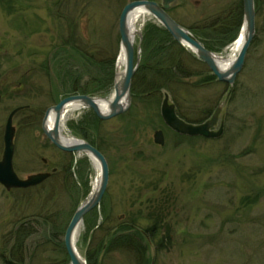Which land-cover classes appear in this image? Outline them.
<instances>
[{
  "label": "rangeland",
  "instance_id": "1",
  "mask_svg": "<svg viewBox=\"0 0 264 264\" xmlns=\"http://www.w3.org/2000/svg\"><path fill=\"white\" fill-rule=\"evenodd\" d=\"M134 1L139 0H0V160L10 113L20 107L36 113L31 119L14 121V169L19 178L62 171L69 160L47 141L39 109L46 112L55 105L53 94L62 92L58 80L67 72L72 78L83 74L96 77L89 69L85 72L80 63L68 60L66 52L55 61L53 56L58 50H68L64 43L71 41L96 61L109 53L115 58L116 70L120 15ZM239 2L176 0L171 16L192 33L205 20L228 14ZM257 2L255 44L249 49L236 86L210 83L202 90L193 88L190 92L194 94L187 92L192 97H187L190 105H186L194 116L217 99L219 103L228 102L220 117L225 124L222 137L181 141L161 128L157 107L150 110L139 103L132 116L140 127L135 134L126 133L128 120L119 117L102 125L103 138L114 140L115 147L107 155L110 179L105 203L87 215L77 236L76 249L86 262L88 253L103 245L115 227L141 215L135 222L140 229L162 219L152 238L148 264H264V0ZM153 25L159 26L150 16L143 25H137L140 33L134 47L139 60L145 48L144 37ZM240 35L241 30L230 44L204 47L226 57ZM87 80L88 76L84 77L83 81ZM196 81L191 79L190 83ZM114 82L104 94L94 97L110 98ZM60 97L65 98L62 94ZM89 120V110L82 108L66 119L63 134L84 141L81 132ZM35 121H40V129ZM160 130L164 132V146L154 141ZM73 160L72 171L80 176L81 205L94 191L98 172L86 155H75ZM44 191H7L0 185V252H4L0 253V264H8L6 238L18 220L43 207ZM59 198L56 207L61 204L67 209V192ZM159 242L162 244L157 249ZM32 259L33 264H58L55 260L62 258L49 249L46 253L40 249ZM98 263L140 261L136 254L111 250L102 251Z\"/></svg>",
  "mask_w": 264,
  "mask_h": 264
},
{
  "label": "trees",
  "instance_id": "2",
  "mask_svg": "<svg viewBox=\"0 0 264 264\" xmlns=\"http://www.w3.org/2000/svg\"><path fill=\"white\" fill-rule=\"evenodd\" d=\"M257 3V0H255L256 13L258 9ZM242 24L243 3L242 0H240L239 4H234L229 9L228 14L224 16H215L208 21L205 20L197 31L192 30V34L195 38L200 40L207 49H211L210 45L224 46L233 42L241 30ZM151 27L152 28H150L149 32H146V36L144 37V52L142 54L140 66L133 79L131 107L129 111L120 116L119 119L128 120V125L125 128L127 134H135L140 129V127L134 123L135 119L132 117L134 115L135 106L139 103L143 108H150V110L157 107V119L162 123L161 128H164L168 133H172L173 136L177 137L179 140L186 142L194 138L173 133L168 130L162 122L159 109L165 95L170 97L181 119L187 123L200 124L211 118L218 106L219 99H217L215 103L213 101L209 106H205L207 109H198L197 111H199V114H195L194 116L192 110L187 108V105H190L187 101V97L191 96L187 95V92L192 94L193 92L190 91H192L193 88L202 90L204 89V84H219L220 82L217 81V78L212 75L202 61L179 45L164 28L154 25ZM254 44L255 41L252 47ZM64 45L68 47V50H66V48L58 50L52 60L55 61L59 56H64L63 53L66 52L67 58L68 56L70 57L68 60L71 59L73 62L80 63L84 67L85 72L89 69V72L93 71L96 77L90 78L89 75L83 74L78 75L77 78H72V74L67 72L63 78L58 80L62 92L58 91L53 94V104L56 105L61 100L62 97H60V94L64 95V97H66V94L90 96L104 94L106 88L108 86L110 88L114 82L115 58H110L108 53L107 56L96 61L94 58H89L82 49L74 45L72 46L71 41L64 43ZM247 59L246 57V61ZM78 69L80 70V68ZM86 76H88V80L84 82L83 79L84 77L86 79ZM195 78L197 81L195 83H190V80ZM220 84L226 85L224 83ZM234 91L235 88H233L232 93ZM212 103L214 104L212 105ZM39 111L38 113L42 120L45 112L43 109H39ZM89 112L90 120L86 124V128H83L81 137L102 152L107 158L109 154L108 151L115 147L114 140L103 138L101 127L105 122L99 120L92 111ZM34 115H36L35 111L25 108L16 115L15 119H19L20 117L31 119ZM150 123L153 124L151 121ZM36 126H40V121H35V127ZM64 156L65 158L67 157L69 161L66 162L62 171L53 174L49 180L39 187V189L45 190L43 193V196L45 195L43 197V207L41 209L38 208L37 212L18 220L14 226V230H12L6 238L4 248H6V250L8 248V258L5 259L8 264H33L32 257H34L40 249H43V253L48 252L49 249L62 258L60 260H55L59 262L58 264H70L63 239L66 228L80 205L79 197H81L80 192L82 188L79 182L80 176H76L77 173H75V170L74 172L72 171L75 162L73 160L74 156L69 154H64ZM59 183H61V187H59L60 190L57 188ZM30 191L31 190L28 192ZM66 192L69 198V202L67 203L68 208H62L63 205L61 204L56 207V200H61L59 197L61 195H66ZM106 197L107 195L105 194L101 206L104 205ZM53 203H55V208L58 209L53 207ZM91 213H94V211ZM140 216L141 215H138L134 219L130 217L128 222L120 224L108 233L106 236L107 240L104 244L88 253L87 264H99V254L102 251L110 252L111 250L136 254L139 256L140 264L150 263V259L147 255L150 245L153 242L152 238H155L157 235L159 228L158 223L162 219L159 217L160 221H156L153 226L140 229L135 225V222L139 220ZM87 218L88 216L84 218L85 222ZM99 229L101 230L102 226ZM161 244L162 242H159L157 249H159ZM0 253L4 254V252ZM30 255L33 256L31 257Z\"/></svg>",
  "mask_w": 264,
  "mask_h": 264
},
{
  "label": "water",
  "instance_id": "3",
  "mask_svg": "<svg viewBox=\"0 0 264 264\" xmlns=\"http://www.w3.org/2000/svg\"><path fill=\"white\" fill-rule=\"evenodd\" d=\"M158 0H139L127 4L121 12L119 19L120 52H123L126 60L124 76L114 82V91L109 103L108 111L104 112L99 107L100 99L90 95H73L62 99L57 105L49 108L42 121V131L45 137L60 151L64 153L86 155L93 163H96L99 169L100 182L92 194L82 203L72 216L64 236V246L68 255L70 264H87L86 259L78 255L75 247L77 231L84 222V218L94 209L98 208L106 193L109 184V164L106 157L95 147L85 141L74 140L75 143H66L60 135V124L63 120V111L70 104L77 103L81 108L91 110L96 117L105 122L117 118L127 113L132 102V82L139 66V52L136 54L134 43L131 39L129 18L131 14L139 8L155 19L182 47L192 52L200 61H202L217 81L224 83L230 88L234 87L237 77L244 69L246 57L249 49L256 37V6L255 0H242L243 3V24L241 33H243V45L237 58L225 70H223L215 60V54L207 50L204 45L197 40L189 30L173 20L168 11L176 0H162L158 5ZM137 56V57H136ZM125 101L127 102L126 104ZM2 98L0 97V105ZM227 101L221 102L216 107L210 119L200 124H191L181 119L176 111V106L170 101L168 95L165 96L161 105L160 113L166 127L171 131L190 138L201 137L205 139H218L224 133V122L220 121L222 111L227 105ZM23 108L14 109L6 122L3 137L4 152L0 160V185L6 190L29 189L34 188L49 179L50 173H40L29 176L23 180L18 177L13 167L15 152L14 138L15 127L13 120L16 114ZM55 114V123L52 129L47 128V121L51 113ZM219 125V129L215 128ZM154 141L160 146H164L165 137L163 131H157L154 135Z\"/></svg>",
  "mask_w": 264,
  "mask_h": 264
},
{
  "label": "bare ground",
  "instance_id": "4",
  "mask_svg": "<svg viewBox=\"0 0 264 264\" xmlns=\"http://www.w3.org/2000/svg\"><path fill=\"white\" fill-rule=\"evenodd\" d=\"M149 17V15L145 12V10L143 8H139L136 9L130 16L129 18V25H130V35H131V39L133 41V43H135V38L136 35L140 33V31L137 28V25H143L146 22V18ZM152 18V17H150ZM243 38L244 35L243 33H241V35L239 36L238 40L232 45L231 50H230V54L227 55L226 57H221L216 55L215 56V60L216 62L219 64V66L225 70L227 69L232 62L237 58L238 54L241 51L242 45H243ZM189 49V48H188ZM125 68H126V60H125V55L123 52H120L117 63H116V69L118 71L117 73V80L119 81L125 74ZM133 84V82H132ZM112 96L110 98H108L107 100L104 99H100L98 101L99 107L102 109V111L107 112L108 111V107H109V103L111 100ZM127 102L125 101L124 104H126ZM82 108L77 104H70L68 105L65 110L63 111V120L60 124V135L62 137V139L70 144V143H75V141L73 140V138H70L66 135L63 134V129L62 127L64 126V123L66 121V119L77 113V111H80ZM54 123H55V114L52 112L48 118L47 121V128L48 129H52L54 127ZM98 172V177L96 180V184H95V189L96 187L99 185L100 182V177H99V169L96 163H94ZM44 183H42L41 185H43ZM80 229L81 226L79 227L78 231H77V235H76V239H75V247H76V242H77V236L80 233ZM78 252V251H77ZM78 255L79 252H78ZM81 256V255H80Z\"/></svg>",
  "mask_w": 264,
  "mask_h": 264
},
{
  "label": "flooded vegetation",
  "instance_id": "5",
  "mask_svg": "<svg viewBox=\"0 0 264 264\" xmlns=\"http://www.w3.org/2000/svg\"><path fill=\"white\" fill-rule=\"evenodd\" d=\"M150 1H153V0H150ZM157 3H158V5H161V3H162V0H158L157 1ZM173 6V5H172ZM172 9H173V7H171V9L168 11V14H169V16L173 19V20H175L172 16H171V11H172ZM176 21V20H175ZM177 22V21H176ZM178 23V22H177ZM193 30H195V31H197V29H193ZM192 31V30H191ZM193 33V32H192ZM137 57V56H136ZM140 63H141V58H140V61H139V66H140ZM139 66H138V68H139ZM1 97V96H0ZM17 115V114H16ZM15 118H16V116L14 117V120L13 121H15ZM13 125H14V122H13ZM15 127V126H14ZM15 130H16V128H15ZM15 138H16V132H15ZM15 138H14V145H15ZM4 143V142H3ZM16 146V145H15ZM54 147V146H53ZM57 149V148H56ZM3 152H4V149H3ZM62 152V151H61ZM64 153V152H63ZM64 154H69V155H73L74 157H75V155L74 154H70V153H64ZM3 155V154H2ZM14 156H15V152H14ZM13 166H14V159H13ZM58 172V170L57 169H54V170H51V172H50V177L53 175V174H55V173H57ZM50 177H49V179H50ZM48 179V180H49ZM40 186H42V185H39V186H37V187H34L33 189H37V188H39ZM33 189H19V190H25V191H29V190H33ZM8 191V190H7Z\"/></svg>",
  "mask_w": 264,
  "mask_h": 264
}]
</instances>
